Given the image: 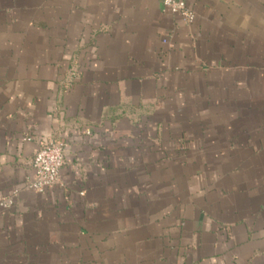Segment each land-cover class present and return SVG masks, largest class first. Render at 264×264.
Returning a JSON list of instances; mask_svg holds the SVG:
<instances>
[{"label": "crops", "instance_id": "obj_1", "mask_svg": "<svg viewBox=\"0 0 264 264\" xmlns=\"http://www.w3.org/2000/svg\"><path fill=\"white\" fill-rule=\"evenodd\" d=\"M185 2L0 0V264H264V0Z\"/></svg>", "mask_w": 264, "mask_h": 264}, {"label": "built area", "instance_id": "obj_2", "mask_svg": "<svg viewBox=\"0 0 264 264\" xmlns=\"http://www.w3.org/2000/svg\"><path fill=\"white\" fill-rule=\"evenodd\" d=\"M165 11L181 16L182 20L191 24L194 21V13L188 7L185 0H160ZM65 165V144L53 141L44 144L36 153L32 167L34 171L33 182L29 188L38 192L55 186L59 179L63 166ZM11 201L1 202L0 205L8 207Z\"/></svg>", "mask_w": 264, "mask_h": 264}]
</instances>
